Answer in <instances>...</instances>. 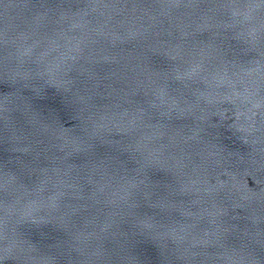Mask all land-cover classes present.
<instances>
[{"label":"water","instance_id":"obj_1","mask_svg":"<svg viewBox=\"0 0 264 264\" xmlns=\"http://www.w3.org/2000/svg\"><path fill=\"white\" fill-rule=\"evenodd\" d=\"M0 264H264V0H0Z\"/></svg>","mask_w":264,"mask_h":264}]
</instances>
